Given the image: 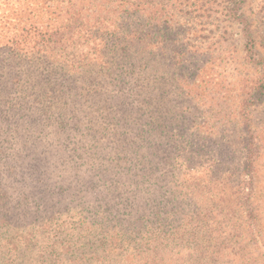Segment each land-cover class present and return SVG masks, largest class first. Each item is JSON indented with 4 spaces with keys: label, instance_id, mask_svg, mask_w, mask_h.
Returning <instances> with one entry per match:
<instances>
[{
    "label": "trees",
    "instance_id": "trees-1",
    "mask_svg": "<svg viewBox=\"0 0 264 264\" xmlns=\"http://www.w3.org/2000/svg\"><path fill=\"white\" fill-rule=\"evenodd\" d=\"M189 1L0 0V235L16 230L0 237V264L25 257L29 264H85L78 251L85 243H56L35 259L31 245L38 239L20 235L54 219L52 206L72 201L82 207L79 222L103 231L102 239L138 237L142 262L132 264H214L226 251L246 249L230 248L234 237L264 241L255 208L262 137L254 133L251 110L264 102V56L243 12L246 0L221 2L241 26L250 70L259 71L235 114L241 126L229 146L236 189L211 190L216 182L209 176L184 192L174 173L181 156L165 147L171 136L155 140L158 127L170 124L167 90L190 94L187 51L171 26L184 5L200 9L199 0ZM69 162H75L72 180L63 165ZM31 203L47 214H33L18 228L10 206ZM203 207L210 213L189 223Z\"/></svg>",
    "mask_w": 264,
    "mask_h": 264
},
{
    "label": "rangeland",
    "instance_id": "rangeland-1",
    "mask_svg": "<svg viewBox=\"0 0 264 264\" xmlns=\"http://www.w3.org/2000/svg\"><path fill=\"white\" fill-rule=\"evenodd\" d=\"M44 1L35 0V5ZM192 1H189L188 5ZM221 2L222 0H199L195 2L196 7L200 8L197 11L186 4L171 23L187 51L185 62L189 70L190 88L186 90H189L190 94L183 97L167 90L169 92L166 96L167 102L163 106L166 108V116L169 114L170 124L164 131L163 127H158L155 140L166 141L172 137L166 141L168 144L165 147L176 148V153L181 156L176 167L181 171L174 170V173L176 171V174L181 176L180 182L183 183L184 192L185 188L198 190L196 184L209 176L216 182L209 188L211 190L236 189L234 179L239 171L232 167L233 155L229 146L233 136L235 137L237 127L241 126L238 120L235 121V114L241 112V100L246 96V90L253 84L255 76H259V71L250 70L251 66L245 60V39L241 26L228 18ZM243 12L251 23L257 51L264 56V0H246ZM160 110L162 109L158 108L156 111V117ZM251 110H254L252 116L254 133L257 132L256 134L262 137V148L258 157L259 181L256 185L259 206L255 208L263 218L261 225L264 228V102ZM63 165L65 171L72 172L70 176L72 180L75 162ZM14 184L21 186L18 178L14 180ZM86 187L87 185L81 190ZM74 196L77 199H84L79 192ZM34 198L35 195L30 194L29 202H33ZM36 207L34 203L28 206H10L12 223L21 226L18 228H23L33 214H47L45 211L47 208L44 210V206ZM54 207H58L54 219L42 224L38 230L30 231L27 236L23 232L20 233L27 239L31 240L33 236L38 239L37 243L31 245L32 257L35 259L40 254H49L53 244L58 243L60 247L63 246L62 243L66 246L71 244L72 248V242L76 241L77 244L85 243L84 248L78 249L83 251L79 256L85 264H132L131 262L136 263V260L137 263L142 262L141 249L134 248L139 242L137 236L128 240L119 239V235L115 237V241L106 239V236L102 239L103 231L94 230L85 219L83 223L79 222L82 207L75 206L73 201L71 206H52ZM188 207L193 208L184 206V210L188 211ZM192 213L189 218L193 221L190 220L189 223L197 222L202 215H208L210 210L203 207ZM78 225L82 227L79 228ZM83 226L91 228L90 231L83 229ZM14 231L16 230H8L0 237L12 236ZM258 239L259 241L255 243L242 238H232L230 248L233 245H242L246 246V249L242 252L236 248L231 249L236 257L226 251V255L216 260L214 264H264V241L261 237ZM108 240L114 242L110 243ZM217 242L220 245L227 243L221 239H217ZM225 248L226 246L221 249ZM60 253L64 259L70 255L67 250L64 254ZM252 254L255 255L252 257ZM12 259L15 260V257ZM25 259L26 257L17 259V264H29ZM31 264L39 263L32 261Z\"/></svg>",
    "mask_w": 264,
    "mask_h": 264
}]
</instances>
